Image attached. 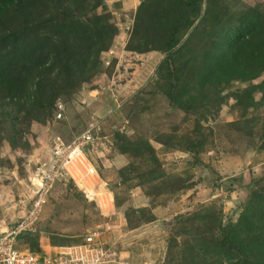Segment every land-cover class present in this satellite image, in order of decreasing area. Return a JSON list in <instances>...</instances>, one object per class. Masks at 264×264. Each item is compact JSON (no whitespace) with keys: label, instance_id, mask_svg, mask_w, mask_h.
Returning a JSON list of instances; mask_svg holds the SVG:
<instances>
[{"label":"rangeland","instance_id":"rangeland-1","mask_svg":"<svg viewBox=\"0 0 264 264\" xmlns=\"http://www.w3.org/2000/svg\"><path fill=\"white\" fill-rule=\"evenodd\" d=\"M30 6L29 26L0 33V230L32 210L54 138L92 130L86 152L118 205L112 264H264V0ZM73 20L89 29L70 43ZM42 64L46 86L28 96ZM102 222L57 181L29 242L75 244Z\"/></svg>","mask_w":264,"mask_h":264},{"label":"built area","instance_id":"built-area-1","mask_svg":"<svg viewBox=\"0 0 264 264\" xmlns=\"http://www.w3.org/2000/svg\"><path fill=\"white\" fill-rule=\"evenodd\" d=\"M56 118L64 119L63 107L57 104ZM92 130L70 139L56 136L50 146L47 162L36 172L35 204L23 221L13 227L0 230V264H112L118 253L112 246V231L118 205L107 182L93 167L86 150L94 144ZM72 182L90 201L95 203L103 222L86 231L77 244L44 250L35 248L29 237L37 231V222L48 202L50 187L57 181ZM117 215V216H116ZM26 239L25 243L18 239ZM43 242V240H42ZM40 245L37 241L36 244Z\"/></svg>","mask_w":264,"mask_h":264},{"label":"trees","instance_id":"trees-1","mask_svg":"<svg viewBox=\"0 0 264 264\" xmlns=\"http://www.w3.org/2000/svg\"><path fill=\"white\" fill-rule=\"evenodd\" d=\"M11 5L14 6V11H12ZM31 6H30V0H5V2L2 4L0 3V33L3 31L4 28H6L7 23H13L18 22L22 23L25 26H29L31 22H33L35 19L31 17ZM73 33H68L65 35H60V37L64 38L68 42H72V40L75 38L77 33H80V31L89 29V22L86 21H80V20H73ZM248 31L250 33V40L253 39L254 33L256 32L254 28L249 27ZM86 33H82V41H86ZM41 41H39L40 43ZM34 46L32 44H29L27 42V39L24 38L22 44H21V54L23 55H29L30 58L32 57L30 54H37L38 51L33 50ZM23 58H27V56H23ZM25 63H21L20 65V77L22 78V81L24 82L25 73L22 68ZM49 64H42L38 65L37 69L29 76V78L26 80V91L28 96H32V92L38 88L39 91H43L44 86H46V80L48 79V76H46L50 68H47ZM8 78H11V76H7ZM5 84V83H3ZM31 87V89H29ZM82 239L79 241L81 242ZM78 242V243H79ZM77 244V243H75ZM71 245V244H70ZM35 248H40L39 243L34 244Z\"/></svg>","mask_w":264,"mask_h":264},{"label":"bare ground","instance_id":"bare-ground-1","mask_svg":"<svg viewBox=\"0 0 264 264\" xmlns=\"http://www.w3.org/2000/svg\"><path fill=\"white\" fill-rule=\"evenodd\" d=\"M93 137H94V139H95V136H94V134H93ZM96 140V139H95ZM92 165H93V163H92ZM93 167L95 168V166L93 165ZM96 169V168H95ZM97 170V169H96ZM99 173V172H98Z\"/></svg>","mask_w":264,"mask_h":264},{"label":"crops","instance_id":"crops-1","mask_svg":"<svg viewBox=\"0 0 264 264\" xmlns=\"http://www.w3.org/2000/svg\"><path fill=\"white\" fill-rule=\"evenodd\" d=\"M119 160V159H118Z\"/></svg>","mask_w":264,"mask_h":264}]
</instances>
